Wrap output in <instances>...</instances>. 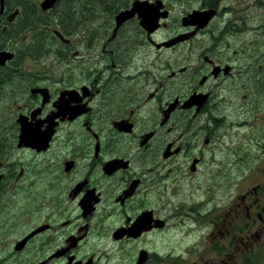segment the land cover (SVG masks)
Here are the masks:
<instances>
[{"label": "flooded vegetation", "instance_id": "1", "mask_svg": "<svg viewBox=\"0 0 264 264\" xmlns=\"http://www.w3.org/2000/svg\"><path fill=\"white\" fill-rule=\"evenodd\" d=\"M239 2L172 20V0H0V246L29 220L11 254L32 264H98L94 245L135 246L125 264L264 257V182L185 188L235 163L217 143L254 115L233 86L264 85V0ZM180 211L202 228L191 250L153 251Z\"/></svg>", "mask_w": 264, "mask_h": 264}, {"label": "rangeland", "instance_id": "2", "mask_svg": "<svg viewBox=\"0 0 264 264\" xmlns=\"http://www.w3.org/2000/svg\"><path fill=\"white\" fill-rule=\"evenodd\" d=\"M230 0H225L229 3ZM173 4L169 3V7L173 10L172 20H179L180 14L184 11L190 10L193 7H197L204 3V0H172ZM240 4L239 0H235V4ZM264 14V11L262 15ZM254 40H256V36ZM238 37V36H237ZM235 38L231 44L240 45V43L248 42L251 44L253 41L252 34L241 38ZM262 39V47H264V34L259 37ZM186 46V45H185ZM180 58V55H176L174 62ZM233 102L234 105L247 104L249 110L253 112L254 117H249L251 126L248 130H233V134L225 137L223 140L218 141V149H221V153H226V156L233 160L235 163L232 166H215L209 167V170H212L213 173L201 171L198 174L197 180L194 182V186L190 189V186L185 182V188L188 192H195V197L204 196L206 194L208 197L211 194L217 198V201L224 200L229 193H232V196L239 192H242L246 187L253 184L264 182V85L260 86L257 90L256 86H233ZM245 94V96H243ZM243 97V99H241ZM233 108V107H232ZM2 117L0 116V122ZM229 147H232V152H228ZM240 154L241 157L238 155ZM236 155V156H234ZM219 158H222L219 156ZM206 168H204L205 170ZM230 176V177H229ZM201 181V182H198ZM209 186V187H208ZM209 190V192H208ZM16 197V196H15ZM17 198V197H16ZM188 215L185 211H180L176 213L175 216H170L171 226L169 230H166L163 234L154 235L152 247L153 251L158 253H169L171 255L177 256L184 251V255L187 254L188 250H191V241L193 235L199 234L201 226L194 223L193 228L196 231L191 232L192 236H188L189 231L186 230L188 227L183 226L182 219L188 220ZM194 216L191 214V217ZM29 220L23 222L22 227L18 229H12L5 234L3 239V244L8 255L11 254L12 247H14V242L19 238L24 232H26L29 226ZM183 226V227H181ZM1 238V237H0ZM157 239H169V243L166 245H158L154 243ZM0 246V247H1ZM93 246V245H92ZM95 248L98 251H103L100 255L98 264H125L121 262V257L131 256V252L135 246H124L122 248L126 250H119L115 246H96ZM3 248V250H4ZM2 250V252H3ZM35 261L34 254L29 251L27 254H21L13 256L2 261L0 264H32ZM163 264H175L172 260L162 261ZM160 262H152V264H159ZM250 264H264V257L258 258L256 261L250 262Z\"/></svg>", "mask_w": 264, "mask_h": 264}, {"label": "water", "instance_id": "3", "mask_svg": "<svg viewBox=\"0 0 264 264\" xmlns=\"http://www.w3.org/2000/svg\"><path fill=\"white\" fill-rule=\"evenodd\" d=\"M31 236H32V234H30L28 237H31ZM24 241H25V240H24ZM21 244H23V242L20 243V245H21ZM18 247H19V246H18ZM145 260H146V255H145V253H142L141 256H140V259H139V261H138L137 264H143Z\"/></svg>", "mask_w": 264, "mask_h": 264}]
</instances>
